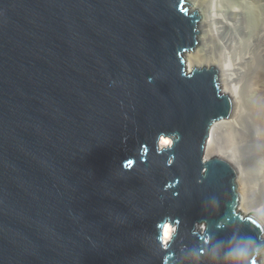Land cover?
I'll list each match as a JSON object with an SVG mask.
<instances>
[{
  "label": "water",
  "instance_id": "95a60500",
  "mask_svg": "<svg viewBox=\"0 0 264 264\" xmlns=\"http://www.w3.org/2000/svg\"><path fill=\"white\" fill-rule=\"evenodd\" d=\"M189 7L0 0V264H262L238 171L205 159L236 100L188 70Z\"/></svg>",
  "mask_w": 264,
  "mask_h": 264
},
{
  "label": "bare ground",
  "instance_id": "6f19581e",
  "mask_svg": "<svg viewBox=\"0 0 264 264\" xmlns=\"http://www.w3.org/2000/svg\"><path fill=\"white\" fill-rule=\"evenodd\" d=\"M186 1L189 2V6H190L189 11H191V12H193V11L199 12L198 10H200V8L203 6L205 9L203 15L201 16V19L199 20V23L204 24V26H205V30L202 32L201 36L198 38L199 44H198V46L195 47L196 49L193 52L189 51L188 54H186L184 57L188 70H192L194 68H199L201 66H203V67L214 66L215 68L218 69V71L220 73V83L223 86L224 94H226V95L230 96L231 98H233L234 100H236L233 117L230 119H226V120H219V121H216L214 123L212 131H211L209 139H208V142H207V145H206L205 159H208L212 156H218V157L228 161L232 166H234L236 168V170L238 171V191H239L240 200H241L239 203V208L242 211H244L245 213L247 212L248 214H251V215L258 213V214H260L261 218L264 220V211L262 210V207L261 208L257 207L256 205H254L252 203H249L246 206L244 204H242V197H243V192H244V186H243L244 176L243 175H244V171H245L244 170L245 166L240 162V159L239 160L237 159L235 151L232 150L234 145H233V147L232 146L230 147V145H232V143L234 144L235 142H230V144L228 143V141H234V140L232 138H231V140L227 139V141H226L227 144L224 143L225 145L222 143L220 144L219 141L217 140L215 144L212 143V145H214V146L211 147V149H209V147H210L209 145H211L210 143L212 141L214 131L217 127H219L220 125H224V124L225 125H231L232 127L236 126L234 121L238 117V115L240 114L242 107H243L241 104V102H242L241 101V99H242L241 98V86H240L241 80L239 79L238 76H240L239 74L241 73L242 68L244 69V66L249 65V63H251V61H252L250 53H248L249 54L248 56H242L241 58H238L239 59L238 62H236L237 58H235V59L233 58L230 61V63L227 61L228 57H229L228 51H230V53H232L231 49L233 48V45L236 44V46H237V43L239 44V39H237L233 34H232L233 35L232 36L231 31L237 27V19L238 18L243 19V17L246 16L245 10L247 9V5H243V4L252 5L255 9L256 8L257 9H260V8L264 9V0H243L246 3L243 2V4L241 3L238 6L237 5L236 6L231 5L230 3L227 4L225 0H186ZM233 6H235V7H233ZM200 11H203V10H200ZM257 16L258 15L256 14V17ZM260 16H262L261 23H260V20H256L257 24L255 23L256 29L259 32L257 39L255 38V41L258 42L256 44L257 45L256 49L259 50L260 53L259 52L258 53L261 54V56L263 57L264 56V12L261 13ZM200 27H202V26H200ZM245 29L247 30L246 26L243 28V31L246 33L247 31ZM221 31H223V32L224 31H230L231 33H230L229 37L225 36V38L224 37L220 38L217 35L219 33H222ZM206 38L209 39L210 43H212V44L215 43V45H217L220 48V56L222 58L221 60L219 59V61L218 60L216 61V59H214V58H213V60L210 58H209V60H208V58L206 60H202V59H204V57L201 59L200 56H202V55L200 53L203 52L202 50H204L205 47L210 46V44L208 45L206 42L205 43L203 42L202 46H200L201 43L199 40H201V41L206 40ZM194 54H196V57L198 59L195 57ZM236 65L238 67H235ZM247 75H249V74H247ZM249 82H250L249 85L252 88V92L259 90L258 95L261 96V97H259L258 101L254 104L255 107L254 106L253 107L255 109L254 108L253 109H254V112H257L256 115H258V116H256L257 117V124H258L259 131H260L259 132L260 136L258 135L259 136L258 138L260 139V137H261V140H259V141H262V143L264 144V70H263V68L262 69L261 68L256 69L251 74ZM256 87L257 88L259 87V89H256ZM252 114H253V112H252ZM235 141H237V140L235 139ZM169 143H170L169 140L162 139L161 146H167V145H169ZM238 144L240 145V143H238ZM238 144H236V146ZM258 159L259 158L257 157V160ZM257 160H256V162H257V169L256 170H258V173H259V170L262 169L261 167H264V162L262 163L259 160L258 161ZM260 160H261V158H260ZM254 162L255 161H253V163ZM254 165H256V163H254ZM254 165H251L252 168ZM254 167H256V166H254ZM254 170L253 171L251 170L252 173L255 172ZM263 170H264V168H263ZM246 184H248V183H246ZM253 184H249V185L252 186ZM172 232H173V229L169 225H166L164 227V231H163L164 242H167L170 239ZM259 261L262 264H264V249L262 250L261 255H259Z\"/></svg>",
  "mask_w": 264,
  "mask_h": 264
},
{
  "label": "rangeland",
  "instance_id": "374dc122",
  "mask_svg": "<svg viewBox=\"0 0 264 264\" xmlns=\"http://www.w3.org/2000/svg\"><path fill=\"white\" fill-rule=\"evenodd\" d=\"M225 1L227 4L230 3L231 5H235V6L236 5L238 6L241 3L243 4V2L246 3L243 0H225ZM188 4H189V2H188ZM243 5H247V9L245 10L246 16L243 17V19L242 18L237 19V27L231 31L232 33L230 31H224V32L221 31L222 33H219L217 35L220 38H223V37L225 38V36L229 37V35L231 33V35L233 34L237 39H239V44L237 43V46H236V44H234L235 46L233 45V48L231 49L232 53H230V51H228L229 57H228L227 61L229 63L233 58L234 59L237 58L236 62H238L239 61L238 58H241L242 56H248L249 55L248 53H250V56L252 59L251 63H249V65H245L246 67L244 66V69L242 68L241 73L239 74L240 76H238L239 79L241 80L240 81L241 98H242L241 104L243 107H242L240 114L238 115V117L234 121V123L236 125L235 127H232L231 125H225L224 124V125H220L219 127H217L215 129L212 141L210 143L211 145H209L210 146L209 149H211V147L214 146V145H212V143L215 144L217 140L219 141L220 144L221 143L227 144V142H226L227 139L231 140V138H232L234 140V141H228V143L230 144V142H235L234 144L232 143V145H230V147L231 146L233 147V145H234L232 150L235 151L237 159L238 160L240 159V162L245 166L244 167L245 171H244V175H243L244 176V179H243L244 180L243 181L244 182V184H243L244 192H243V197H242V204H244L246 206L249 203H252V204L256 205L257 207H260V208L262 207V210L264 211V172H263L264 167H261L262 171L259 170V173H258V170H256L257 169V162H256L257 157L259 158L258 160L260 162H262V163L264 162V147H263L264 144L262 143V141H259V140H261V137H260V139L258 138L260 136V133H259L260 131H259V127L257 124V117H256L258 115H256L257 112H254V109H255L254 104L258 101L259 97H261V96L258 95L259 90L252 92V88L249 85L251 74L258 68H261V69L263 68V70H264V56L262 57L261 54H259L260 53L259 50L256 49V46H257L256 44L258 42L255 41V38L257 39L258 33H259L256 29V24H257L256 20H260V23H261L262 16H260V15H261V13L264 12V9H262V8H260V9L256 8L255 9L252 5H248V4H243ZM235 6H233V7H235ZM200 10H203V11H200ZM200 10H198V11L204 13V11H205L204 6L201 7ZM256 14L258 15L257 17H256ZM200 19H201V17H200ZM200 26H202V27H200ZM245 26L247 28V30L245 29L247 31L246 33L243 31V28ZM199 27L201 29V34H202V32L205 30V26H204V24L199 23ZM199 41L201 43L200 46H202L203 42L204 43L206 42L208 45L210 44V46L205 47L204 50H202L203 52L200 53L202 55V56H200L201 59L204 57V59H202V60H206L207 58H208V60H209V58L213 60V58H214V59H216V61L217 60L219 61V59L220 60L222 59L220 56V48L217 45H215V43L214 44L210 43L209 39H207V38H206V40H202V41L199 40ZM198 44H197V46H198ZM195 49L196 48H194L190 52H193ZM194 55L196 57V54H194ZM201 67H203V66H201ZM235 67H238V66L236 65ZM247 74H249V75H247ZM256 89H259V87L258 88L256 87ZM252 112H253V114H252ZM235 139L237 141H235ZM238 143H240V145ZM236 144H238V145L236 146ZM260 158H261V160H260ZM253 161H255L254 163H256V165H254ZM251 165H254L256 167L253 166V168H252ZM251 170L252 171L254 170L255 172L252 173ZM246 183H248V184H246ZM249 184H253L254 186L253 185L251 186ZM248 186L249 187L251 186V187L249 188ZM242 212L245 213L244 211H242ZM245 214H248V213L246 212Z\"/></svg>",
  "mask_w": 264,
  "mask_h": 264
}]
</instances>
